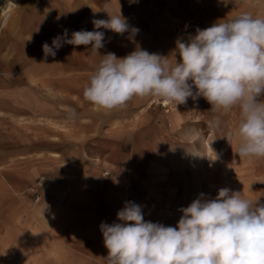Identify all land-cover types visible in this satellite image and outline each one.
Returning a JSON list of instances; mask_svg holds the SVG:
<instances>
[{"label":"crops","instance_id":"1","mask_svg":"<svg viewBox=\"0 0 264 264\" xmlns=\"http://www.w3.org/2000/svg\"><path fill=\"white\" fill-rule=\"evenodd\" d=\"M9 1L13 2L8 10L4 6ZM120 11L139 32L133 42L128 39V33L121 36L100 29L105 31L101 55L114 52L123 57L140 47L150 53L169 56L171 61L178 37L194 35L197 27L204 29L219 19L244 12L264 18V0H235V4L227 5L222 0H138L136 3H129V0H0V264H8L10 253L18 252L16 248L10 251L8 200L20 201L25 195L29 196L24 185L26 110L22 91L26 83L40 86L46 77L53 80L59 73L69 76L74 72L81 74L80 86L85 87L88 84L85 77L88 72H94L101 60L99 54L89 50L90 45L74 47L68 44H64L55 57L45 58L42 44L47 42L51 46L52 39L65 29L69 32L68 38L73 31H92L94 19H108V14L118 15ZM154 98L134 97L127 102V115L114 111L112 117H135L138 108ZM204 104L209 103L203 98L189 99L163 117L176 125L181 121L194 124L198 118L211 116L212 112ZM237 111L241 119L237 107L225 112V118H233ZM27 115L35 118L34 112ZM223 149L220 148V152ZM105 163L111 170H94L95 173L83 176L80 181L71 180L60 195L50 192L54 200L49 208V212L53 210L51 222L38 228L39 235L42 229L47 232L49 254L41 255L38 242L33 251V263L106 264L104 258L108 251L100 224L118 222L116 214L127 201L143 207L145 220L168 225L170 200L177 194L171 185L173 180H162L159 175L149 178L144 172L132 169L123 173L118 169L120 159L114 155ZM248 176V170L242 172L243 181L248 182ZM32 206L41 209L38 203ZM16 230L20 237L19 228Z\"/></svg>","mask_w":264,"mask_h":264},{"label":"clouds","instance_id":"2","mask_svg":"<svg viewBox=\"0 0 264 264\" xmlns=\"http://www.w3.org/2000/svg\"><path fill=\"white\" fill-rule=\"evenodd\" d=\"M108 17L94 19L92 31H73L68 38L65 29L51 46L42 44L45 58L55 57L64 44L90 45L101 56L83 91L87 101L105 110L124 107L134 97H158L176 107L203 98L213 111L237 107L241 119L235 153L264 158V18L244 12L197 27L194 35L175 40L170 61L140 47L123 57L101 55L105 31L100 29L128 33L133 42L139 32L121 11ZM75 115L70 110V117ZM222 124L220 115L210 121L217 130ZM179 211L176 226H166L145 220L141 205L125 202L116 214L118 222L100 224L106 264H264V203L259 198L245 199L242 192L223 187L214 198L200 193Z\"/></svg>","mask_w":264,"mask_h":264},{"label":"rangeland","instance_id":"3","mask_svg":"<svg viewBox=\"0 0 264 264\" xmlns=\"http://www.w3.org/2000/svg\"><path fill=\"white\" fill-rule=\"evenodd\" d=\"M91 74L88 72L85 77L87 82ZM81 82L79 72L69 76L59 73L53 80L42 79L40 86L26 83L22 91L26 110L24 185L29 196L20 201L8 200L10 251L18 250L10 253L8 264H36L32 256L38 242L41 255L49 254L47 232L42 229L39 235L38 228L51 222L53 210L49 212V208L54 200L50 192L60 195L71 180L80 181L94 170H111L105 162L113 155L120 159L118 169L123 173L132 169L149 178L159 175L162 180H173L171 185L177 194L170 200L172 207L166 226L175 227L182 215L179 209L188 206L200 193L214 198L223 187L242 192L245 199L259 198L264 203V158H240L235 153L238 111L233 118L226 119L223 110L213 111L210 104H204L211 116L198 118L194 124L181 121L176 125L163 117L176 107L175 102L163 104L156 97L142 104L135 117L114 118V111L127 115L129 104L112 110L96 107L84 98ZM72 109L76 111L75 117H70ZM32 112L35 118L27 115ZM215 115L221 116V130L210 126ZM220 148H224L223 152ZM246 170L248 182L242 180ZM36 203L41 209L33 208ZM17 228L20 237L16 235Z\"/></svg>","mask_w":264,"mask_h":264},{"label":"bare ground","instance_id":"4","mask_svg":"<svg viewBox=\"0 0 264 264\" xmlns=\"http://www.w3.org/2000/svg\"><path fill=\"white\" fill-rule=\"evenodd\" d=\"M12 2L13 1H9V2H7L6 4H5V8H7L8 10L10 9V8H12L11 6H12ZM165 103V102H164Z\"/></svg>","mask_w":264,"mask_h":264},{"label":"built area","instance_id":"5","mask_svg":"<svg viewBox=\"0 0 264 264\" xmlns=\"http://www.w3.org/2000/svg\"><path fill=\"white\" fill-rule=\"evenodd\" d=\"M163 104H166V103L163 102Z\"/></svg>","mask_w":264,"mask_h":264}]
</instances>
